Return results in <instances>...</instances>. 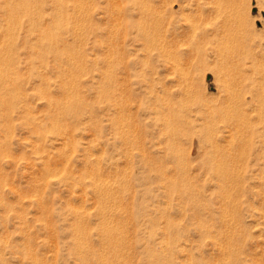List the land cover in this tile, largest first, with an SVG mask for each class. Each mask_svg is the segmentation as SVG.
<instances>
[{"label": "rangeland", "instance_id": "rangeland-1", "mask_svg": "<svg viewBox=\"0 0 264 264\" xmlns=\"http://www.w3.org/2000/svg\"><path fill=\"white\" fill-rule=\"evenodd\" d=\"M135 1L0 0V264H264V0Z\"/></svg>", "mask_w": 264, "mask_h": 264}, {"label": "bare ground", "instance_id": "bare-ground-1", "mask_svg": "<svg viewBox=\"0 0 264 264\" xmlns=\"http://www.w3.org/2000/svg\"><path fill=\"white\" fill-rule=\"evenodd\" d=\"M136 1H137V0H136ZM136 1H135V2H136ZM146 2H147V1H146ZM109 3H110V2H109ZM137 3H138V2H137ZM142 3H144V1H143ZM114 4H115V3H114ZM134 4H135V3H134ZM139 4H140V5H139V8H140L139 10H140L141 12L144 11V9L146 8L147 3H144V4L139 3ZM147 6H148V5H147ZM109 9H110V8H109ZM149 26H150V25H149ZM162 28H163V27H162ZM163 29H164V28H163ZM162 36H163V35H162ZM174 40H175V39H171V40H170V43H171V44H172V43L175 44L176 42H175ZM163 44H164V46H162V47H164V49L162 48V49L159 51V54H162L161 56H163L164 58L166 57V60H167V58H169L170 55H172V54H174V53L172 52V50H170V49L168 48V45H165V42H164ZM176 45H178V44H176ZM169 47H170V46H169ZM176 47H177V46H176ZM233 47H234V46H233ZM226 48H227V47H226ZM174 49H175V47H174ZM176 49H177V48H176ZM176 49H175V50H176ZM193 51H194V50H193ZM240 52H241V51H240ZM179 55H180V53H179ZM163 57H162V58H163ZM172 57H173V56H172ZM177 57H178V56H177ZM173 58H174V57H173ZM170 59H171V58H170ZM185 59H186V58H185ZM227 59H228V58H227ZM231 59H232V58H231ZM262 59H263V58H262ZM172 60L174 61V59H171V63L174 64L176 61H175V62H172ZM186 60H187V59H186ZM186 60H185V61H186ZM112 61H113V60H112ZM226 61H227V60H226ZM169 62H170V61H169ZM186 62H187V61H186ZM183 63H184V62H183ZM183 63H182V64H183ZM187 63H188V62H187ZM233 63H234V62H233ZM261 64H262V61H261ZM174 65H176V63H175ZM174 65H173V66H174ZM173 66H172V67H173ZM176 66H177V65H176ZM176 66H174V67L176 68ZM180 66H181V65H179V67H180ZM182 66H183V65H182ZM182 66H181V67H182ZM170 67H171V66H170ZM172 67H171V68H172ZM174 67H173V68H174ZM181 67H180V68H181ZM173 68H172V69H173ZM180 68H178V69H180ZM182 68H183V67H182ZM183 69H184V68H183ZM255 69H256V68H255ZM262 69H263V68H262ZM176 70H177V69H176ZM180 70H181V69H180ZM185 70H186V69H185ZM260 70H261V69H260ZM177 71H179V70H177ZM177 71H176V72H177ZM257 71H258V69H257ZM251 72H252V71H251ZM261 72H262V70L260 71V74H261ZM182 73H183V71H182ZM247 74H248V73H247ZM262 75H264L263 72H262L261 76H262ZM261 78H262V77H261ZM263 78H264V76H263ZM263 78H262V79H263ZM256 81L261 82L260 80H256ZM263 84H264V83H263ZM263 84H262V85H263ZM258 86H260V85H258ZM262 88H263V87H262ZM164 89H165V88H164ZM152 90H153V89H152ZM163 91H164V90H163ZM8 92H9V91H8ZM162 94H163V93H162ZM10 95H11V94H10ZM164 96H165V95H164ZM7 99H8V98H7ZM161 104H162V103H161ZM168 107H169V106H168ZM171 107H172V106H171ZM164 117H165V116H164ZM164 119H165V118H164ZM244 126H245V125H244ZM107 192H108V191H107ZM114 233H115V232H114ZM112 239H113V238H112Z\"/></svg>", "mask_w": 264, "mask_h": 264}]
</instances>
